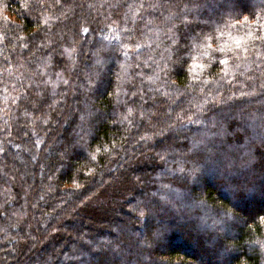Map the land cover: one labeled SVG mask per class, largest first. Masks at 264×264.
Here are the masks:
<instances>
[{
  "label": "trees",
  "instance_id": "16d2710c",
  "mask_svg": "<svg viewBox=\"0 0 264 264\" xmlns=\"http://www.w3.org/2000/svg\"><path fill=\"white\" fill-rule=\"evenodd\" d=\"M23 3L0 0V264H264V41L230 62L229 84L187 55L229 20L225 0ZM231 7L264 15V0ZM197 73L216 81L200 112Z\"/></svg>",
  "mask_w": 264,
  "mask_h": 264
},
{
  "label": "snow or ice",
  "instance_id": "6c2138e0",
  "mask_svg": "<svg viewBox=\"0 0 264 264\" xmlns=\"http://www.w3.org/2000/svg\"><path fill=\"white\" fill-rule=\"evenodd\" d=\"M60 0H56V3L58 4ZM240 0H225V3L230 5V8L227 12V16L229 17V20H224L222 22H217L216 27L208 33L203 34H197V36L192 37L193 43L188 47L187 55L191 58V60L194 62L192 65L188 66V69L190 72L195 71L196 68H199L202 72L209 68H219L220 72L217 73V76L219 77V80L224 81V83H232L231 78L229 77V65L230 62H235L240 58V54L248 51V43L250 39H258L260 41H264V15H262L260 12H253L249 8L245 7L242 10L247 12V15H244L242 18L240 16L233 17V7L234 4L239 3ZM41 3H43V0H41ZM21 8H27V0H25V3L20 5ZM131 7V6H130ZM141 8L145 7L144 4L140 5ZM151 8L158 7L156 4L149 5ZM250 17H252V22L249 23ZM143 19V17H141ZM259 21V31L256 33V35H253V26L256 24V22ZM46 23V21H45ZM147 24H151L152 21H146ZM245 28L247 30L245 31ZM232 30H236V34H233ZM122 31H128V30H122ZM90 32L89 28H84L83 33L86 35ZM143 34V33H141ZM79 35V33H78ZM23 39V38H21ZM35 37H30V41H34ZM107 39V37H105ZM117 41L120 40V37H115ZM171 40V45L175 46L173 49L177 55L175 63L180 66L181 69L184 68V66L188 65V59L185 57L184 54L180 53V49L182 47H185L183 45H180L179 39L174 37H169ZM27 43L22 44L21 47H25L27 50ZM120 47L127 48L126 44H121ZM140 45L136 44L135 48H139ZM135 50V49H134ZM168 51V49H165ZM192 50H195L197 55H192ZM76 51L75 48H72L71 51L68 49H65V52L69 54V58H71V53H74ZM65 53H60L61 56H63ZM125 54H127L125 52ZM172 56L171 53L169 54L168 59L171 60ZM137 59H139V54H137ZM148 59H151L149 56ZM199 59L202 61L201 63H195ZM99 63V61H97ZM145 66L146 63H145ZM235 67H239L238 64L235 65ZM220 73H223V75H220ZM57 75H60V73H57ZM208 75H211L209 72ZM194 80L201 85L200 92L205 94L206 98L204 102L200 105H193L194 108H196L197 112H200L203 110V105L208 102L207 96L212 95V89L207 88L210 83H216V81H210L207 76L202 77L199 73L196 74L194 77ZM65 84L68 83L67 80L63 81ZM133 95H136L134 92ZM246 95L245 93H241V96ZM232 98V97H230ZM181 112H183V109H181ZM181 112L176 113V119L178 121H184V116L181 115ZM132 110H128V115L131 116ZM141 118H143L144 113L141 112ZM187 122L188 123H200L201 121L197 117V119L193 120L192 115H187ZM146 137H141V139H145ZM199 143V142H197ZM195 146V144H194ZM99 151V150H98ZM107 151V149H105ZM93 160L96 159L95 155L91 157ZM181 172H184V169L181 167L179 169ZM231 187L228 188H222L221 189V195L225 199H230V202H234V207L242 208V205L246 202L245 197L246 193L244 189L235 181H227ZM77 188L80 187V185H75ZM260 193L262 196H264V185L260 188ZM140 216L144 215L143 210L136 209ZM260 223L264 224V215L259 217ZM264 246V244H262Z\"/></svg>",
  "mask_w": 264,
  "mask_h": 264
},
{
  "label": "rangeland",
  "instance_id": "374dc122",
  "mask_svg": "<svg viewBox=\"0 0 264 264\" xmlns=\"http://www.w3.org/2000/svg\"><path fill=\"white\" fill-rule=\"evenodd\" d=\"M207 140H208V139H207ZM253 162H254V161H253ZM237 163H238V162H237ZM237 163H236V164H237ZM231 164H234V161H233V163L231 162ZM210 182H213V181H210ZM215 184H216V182H215ZM119 188H120V189H121V188H124V186H123V185H120ZM198 188H199V190H200V192H201V190H202V186H201L200 183L198 184ZM121 200H122V198H118L117 203H119ZM123 200H124V199H123ZM100 201L103 202V201H105V199L102 200V199L98 198V199L94 200V202H96V203H97V202H100ZM115 201H116V200H115ZM115 201L113 200V203H115ZM254 201H255V200H252V202H254ZM246 207H247V206H246ZM249 207H250V205L248 206L247 209H248L249 212H251V209H250L251 207H250V208H249ZM213 227H214V225H212L210 228L212 229Z\"/></svg>",
  "mask_w": 264,
  "mask_h": 264
}]
</instances>
